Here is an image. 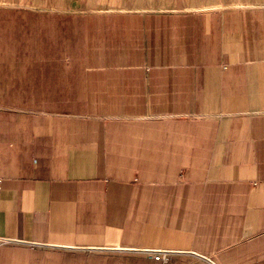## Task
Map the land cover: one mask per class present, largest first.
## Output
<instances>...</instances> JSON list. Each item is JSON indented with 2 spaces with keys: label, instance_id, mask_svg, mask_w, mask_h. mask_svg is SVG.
Masks as SVG:
<instances>
[{
  "label": "crops",
  "instance_id": "obj_1",
  "mask_svg": "<svg viewBox=\"0 0 264 264\" xmlns=\"http://www.w3.org/2000/svg\"><path fill=\"white\" fill-rule=\"evenodd\" d=\"M147 1L0 8V264H264V5Z\"/></svg>",
  "mask_w": 264,
  "mask_h": 264
},
{
  "label": "rangeland",
  "instance_id": "obj_2",
  "mask_svg": "<svg viewBox=\"0 0 264 264\" xmlns=\"http://www.w3.org/2000/svg\"><path fill=\"white\" fill-rule=\"evenodd\" d=\"M82 2L83 5L80 6ZM147 3L152 6L159 5L154 9L160 10H194L225 6L264 5V0H149ZM4 6L45 10H79L84 7V0H0V8Z\"/></svg>",
  "mask_w": 264,
  "mask_h": 264
},
{
  "label": "built area",
  "instance_id": "obj_3",
  "mask_svg": "<svg viewBox=\"0 0 264 264\" xmlns=\"http://www.w3.org/2000/svg\"><path fill=\"white\" fill-rule=\"evenodd\" d=\"M153 254V258L155 259V260H159V259H162L164 256H163V253L162 252H160V251H157V252H152Z\"/></svg>",
  "mask_w": 264,
  "mask_h": 264
}]
</instances>
